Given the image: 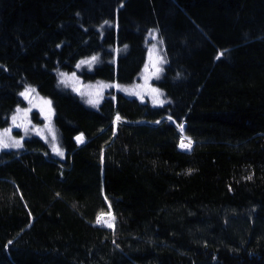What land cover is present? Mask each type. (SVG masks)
Returning a JSON list of instances; mask_svg holds the SVG:
<instances>
[{
    "label": "trees",
    "instance_id": "16d2710c",
    "mask_svg": "<svg viewBox=\"0 0 264 264\" xmlns=\"http://www.w3.org/2000/svg\"><path fill=\"white\" fill-rule=\"evenodd\" d=\"M151 29L163 104L58 84L137 80ZM26 85L66 155L0 150V264H264V0H0V128Z\"/></svg>",
    "mask_w": 264,
    "mask_h": 264
},
{
    "label": "rangeland",
    "instance_id": "374dc122",
    "mask_svg": "<svg viewBox=\"0 0 264 264\" xmlns=\"http://www.w3.org/2000/svg\"><path fill=\"white\" fill-rule=\"evenodd\" d=\"M152 30L148 31L150 37L146 44L145 59L137 80L120 83L116 78H84L81 74L82 71L92 72L93 66L96 65L95 60H97V56H88L78 60L71 70L57 69L58 84L70 89L90 108H98L105 91L109 88L140 101L146 99L152 106L163 104L165 99L158 81L163 71L164 55L161 42L156 33L151 32ZM19 96L22 98L23 104L18 105L9 116V125L0 128V150L22 148L25 145V140L38 137L47 144L52 157L64 160L66 152L54 124L51 99L39 93L37 88L32 85H26L20 91ZM118 119L120 118L117 116L115 120ZM184 136L186 135L184 134ZM186 137L190 139L188 136ZM186 137L182 139L180 134L178 144L182 150H190L192 147L193 140L190 139L189 142ZM77 141H83L80 135H78ZM185 142H188V145ZM97 221L106 226L113 224L109 213H102Z\"/></svg>",
    "mask_w": 264,
    "mask_h": 264
},
{
    "label": "water",
    "instance_id": "95a60500",
    "mask_svg": "<svg viewBox=\"0 0 264 264\" xmlns=\"http://www.w3.org/2000/svg\"><path fill=\"white\" fill-rule=\"evenodd\" d=\"M185 124V123H184ZM184 131V125H183V129H182V132ZM193 143H194V141H193ZM193 143H192V145H193ZM192 148V147H191ZM191 148H190V150H191ZM179 149V148H178ZM180 150H182V149H180ZM190 150H183V151H190Z\"/></svg>",
    "mask_w": 264,
    "mask_h": 264
},
{
    "label": "bare ground",
    "instance_id": "6f19581e",
    "mask_svg": "<svg viewBox=\"0 0 264 264\" xmlns=\"http://www.w3.org/2000/svg\"><path fill=\"white\" fill-rule=\"evenodd\" d=\"M183 125H184V123H183ZM189 142H190V140H189ZM185 144H187V145H188V142H187V143L185 142Z\"/></svg>",
    "mask_w": 264,
    "mask_h": 264
}]
</instances>
